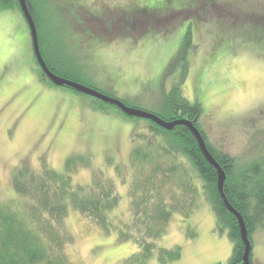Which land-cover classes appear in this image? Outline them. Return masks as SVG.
I'll list each match as a JSON object with an SVG mask.
<instances>
[{
  "label": "rangeland",
  "instance_id": "rangeland-1",
  "mask_svg": "<svg viewBox=\"0 0 264 264\" xmlns=\"http://www.w3.org/2000/svg\"><path fill=\"white\" fill-rule=\"evenodd\" d=\"M17 1L12 8L0 4V202L12 197L11 174L21 163L36 169L46 163L62 172L66 158L81 154L115 180L120 198L113 216L131 218L128 183L113 168L127 162L131 133H145L151 120L125 117L110 103L45 83ZM44 3L39 22L45 45L63 59L74 81L166 115L165 95L187 68L182 94L201 104L198 127L205 144L231 155L238 170L264 156V0ZM106 14L114 15V29L102 19ZM90 176L80 168L72 180L87 183ZM65 223L72 264H123L137 251L135 243L117 242L76 211ZM248 238L251 264H264V222L252 225ZM155 243L179 248L180 257L167 264H227L232 253L227 229L216 224L202 197L189 217L173 214ZM148 264H160L156 254Z\"/></svg>",
  "mask_w": 264,
  "mask_h": 264
},
{
  "label": "trees",
  "instance_id": "trees-1",
  "mask_svg": "<svg viewBox=\"0 0 264 264\" xmlns=\"http://www.w3.org/2000/svg\"><path fill=\"white\" fill-rule=\"evenodd\" d=\"M26 1L46 64L54 74L75 80L66 73L67 65L63 59L45 45L47 41L39 22V9L45 4L44 0L41 4L40 0ZM0 4L13 7L12 0H0ZM142 10L149 12L145 7ZM110 15L106 14L102 19L113 29L109 22L115 17ZM186 69L165 95L166 115L155 114L166 121H192L205 140L198 127L201 104L198 100L189 101L182 94ZM37 71L45 83L53 85L40 68ZM150 123L145 133H131L132 147L127 162L114 164L113 168L116 177L128 183L131 218L127 220L113 216L120 198L115 180L103 170L92 168L89 157L81 154L69 156L62 172L53 170L46 163L38 169L27 162L16 166L11 174L12 197L0 202V264H72L66 252L72 238L65 223L71 210L94 222L102 232L114 234L117 242L137 245V251L123 264H148L154 254L160 264H167L180 257V250L178 247H158L155 240L163 235L173 214L189 217L201 197L213 208L220 229H227L232 242L227 264H240L243 243L236 218L225 207L217 191V172L204 158L194 135L184 125L166 130L152 121ZM206 145L225 172V198L243 216L249 233L252 225L264 222V156H258L238 170L231 155L214 149L207 142ZM80 168L90 170L89 182H73L72 174ZM192 236L188 234V237Z\"/></svg>",
  "mask_w": 264,
  "mask_h": 264
},
{
  "label": "water",
  "instance_id": "water-1",
  "mask_svg": "<svg viewBox=\"0 0 264 264\" xmlns=\"http://www.w3.org/2000/svg\"><path fill=\"white\" fill-rule=\"evenodd\" d=\"M18 3L20 6L22 15L29 28L30 39H31L32 49H33V54L35 56V59L37 60L45 76L52 82L53 85L59 86V87L67 86V87L74 89L77 92L93 96L97 99H100L104 102H107V103H110L116 106L122 113H124L127 116L149 119L155 124H157L158 126L166 130H171L176 125H184L191 131V133L194 135L197 141L198 147L200 151L202 152L204 158L211 166L215 168L217 172V189L223 200V203L225 204V207L236 218V221L239 227V235L243 243V255H242V261L240 264H249L252 246L248 238V230L245 224V220L243 216L237 210H235L225 198V195L223 193V183L226 178L225 172L223 168L219 165V163L214 159V157L209 152L200 131L194 126L193 122L187 119H177V120H172V121H166L154 113L127 106L122 100L115 98V97L108 96L90 86L81 84L74 80H69L57 74H54L46 66V63L43 57L41 56L39 44H38V34L36 30V25L34 23V19H33V16L30 11V7L27 1L18 0Z\"/></svg>",
  "mask_w": 264,
  "mask_h": 264
},
{
  "label": "flooded vegetation",
  "instance_id": "flooded-vegetation-1",
  "mask_svg": "<svg viewBox=\"0 0 264 264\" xmlns=\"http://www.w3.org/2000/svg\"><path fill=\"white\" fill-rule=\"evenodd\" d=\"M74 23H76L77 24V26H81V27H83V23L80 25L77 21H74ZM115 28V26L113 27V29ZM96 32V31H95ZM93 33H94V31H93ZM42 56V55H41ZM43 57V59H44V56H42ZM45 61V60H44ZM46 63V62H45ZM37 64H38V62H37ZM46 66L49 68V66L46 64ZM37 68L39 69L40 68V70L42 71V69H41V67L39 66V64L37 65ZM50 69V68H49ZM43 72V71H42ZM44 73V72H43ZM45 75V74H44ZM46 77V76H45ZM47 78V77H46Z\"/></svg>",
  "mask_w": 264,
  "mask_h": 264
}]
</instances>
